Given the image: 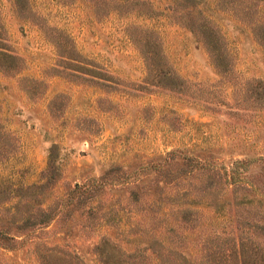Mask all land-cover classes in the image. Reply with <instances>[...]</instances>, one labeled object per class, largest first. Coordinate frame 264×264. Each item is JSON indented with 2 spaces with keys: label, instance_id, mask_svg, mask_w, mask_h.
<instances>
[{
  "label": "rangeland",
  "instance_id": "rangeland-1",
  "mask_svg": "<svg viewBox=\"0 0 264 264\" xmlns=\"http://www.w3.org/2000/svg\"><path fill=\"white\" fill-rule=\"evenodd\" d=\"M104 1L0 0V40L19 68L0 69V181L48 177L46 205L87 186L0 248V264H39L43 246L84 264L128 253L169 264L176 248L196 261L235 240L264 247V0H147L150 14ZM185 7L217 30L225 72L183 24ZM144 31L181 81L174 89L147 73L135 42Z\"/></svg>",
  "mask_w": 264,
  "mask_h": 264
},
{
  "label": "trees",
  "instance_id": "trees-1",
  "mask_svg": "<svg viewBox=\"0 0 264 264\" xmlns=\"http://www.w3.org/2000/svg\"><path fill=\"white\" fill-rule=\"evenodd\" d=\"M128 1L116 0L114 3H107H110L112 9L118 10L127 7ZM135 1L140 5H144L143 8L135 9L136 12L150 14L155 11L147 0ZM183 1L188 2V6L186 7L195 5V0ZM171 10L174 11L175 9L171 7ZM195 12L198 13V11ZM184 14L187 16L183 20L185 27L197 34L198 40L207 51L213 66L220 72H225L229 66L227 59L228 52L217 34V30L209 24L205 17L192 15L191 11H188L187 8ZM135 42L140 45L147 73L160 75L159 77L163 79L158 78L160 81L159 85L174 89L176 83L181 81L175 77L169 66H166L165 69L163 64L161 65V52L159 53L155 44L153 47L149 46L151 38L147 31H144L143 35L137 36ZM3 45L0 40V69L12 73L17 72L19 69L16 63L18 58L9 52H5ZM173 78L176 81L172 82L171 79ZM4 137L5 133L2 132L0 126V155L4 151V144L1 142V139ZM50 162L49 154V165H47L44 172L52 176L55 167ZM46 182H48V177L45 178L44 182L26 186H14L0 181V248H12L16 244L23 242V240L33 235L37 230L57 218L65 204L74 201L81 192L87 190V186L80 187L75 184L55 205H46L41 193V190L46 186ZM101 245L99 244L95 247L99 255ZM170 251L173 254L167 255L169 256V258L167 257L169 264H264V247L251 248L240 240L220 246L207 245L202 249L196 261L187 258L186 253L177 248L176 251L169 250L167 252ZM175 252L176 255L174 254ZM131 255L128 253L126 255L127 260H122L120 263L132 264L130 260ZM36 256L39 264H84L75 254L70 255L64 253L62 250L48 246H43ZM103 264L116 263L113 261H103Z\"/></svg>",
  "mask_w": 264,
  "mask_h": 264
}]
</instances>
